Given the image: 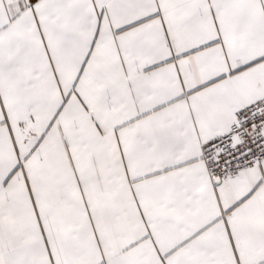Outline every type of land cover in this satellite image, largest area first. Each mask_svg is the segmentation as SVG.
Masks as SVG:
<instances>
[{
	"label": "snow or ice",
	"instance_id": "snow-or-ice-1",
	"mask_svg": "<svg viewBox=\"0 0 264 264\" xmlns=\"http://www.w3.org/2000/svg\"><path fill=\"white\" fill-rule=\"evenodd\" d=\"M0 264H264V0H0Z\"/></svg>",
	"mask_w": 264,
	"mask_h": 264
}]
</instances>
